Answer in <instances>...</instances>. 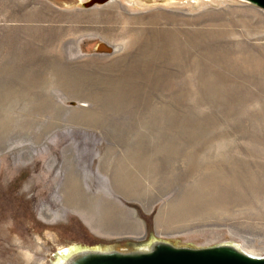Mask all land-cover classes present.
<instances>
[{
    "label": "rangeland",
    "instance_id": "374dc122",
    "mask_svg": "<svg viewBox=\"0 0 264 264\" xmlns=\"http://www.w3.org/2000/svg\"><path fill=\"white\" fill-rule=\"evenodd\" d=\"M172 1L0 0V264L153 239L264 255V10Z\"/></svg>",
    "mask_w": 264,
    "mask_h": 264
},
{
    "label": "water",
    "instance_id": "95a60500",
    "mask_svg": "<svg viewBox=\"0 0 264 264\" xmlns=\"http://www.w3.org/2000/svg\"><path fill=\"white\" fill-rule=\"evenodd\" d=\"M246 1L264 10V0ZM90 3L89 1L87 5ZM63 248L66 251L58 249L55 252L56 259L53 264H264V255L248 254L230 243L194 247L175 246L166 241L153 239L134 243L131 250L98 246Z\"/></svg>",
    "mask_w": 264,
    "mask_h": 264
},
{
    "label": "crops",
    "instance_id": "0c3cea01",
    "mask_svg": "<svg viewBox=\"0 0 264 264\" xmlns=\"http://www.w3.org/2000/svg\"><path fill=\"white\" fill-rule=\"evenodd\" d=\"M64 177L63 183L60 185L61 196H63L65 201V203L63 202L62 206L71 213L78 215L79 213H77L72 200L78 201L75 193H77V191L80 189L82 181L79 175H77L73 170L66 172Z\"/></svg>",
    "mask_w": 264,
    "mask_h": 264
},
{
    "label": "bare ground",
    "instance_id": "6f19581e",
    "mask_svg": "<svg viewBox=\"0 0 264 264\" xmlns=\"http://www.w3.org/2000/svg\"><path fill=\"white\" fill-rule=\"evenodd\" d=\"M214 1V0H213ZM212 1V2H213ZM201 0H189V1H172L169 5H172V4H177V5H183V4H188V5H192V7H194V6H197V5H199V4H201ZM215 2V1H214ZM223 3V2H222ZM194 5V6H193ZM142 6V5H141ZM191 7V6H190ZM195 8V7H194ZM197 8V7H196ZM134 185H136V184H134ZM132 189V188H131ZM127 192H129V191H127ZM111 213V212H110ZM112 214V213H111ZM61 251H66V249H61Z\"/></svg>",
    "mask_w": 264,
    "mask_h": 264
}]
</instances>
